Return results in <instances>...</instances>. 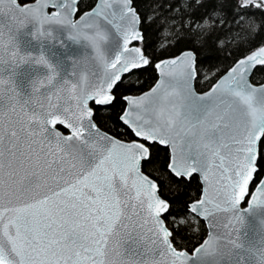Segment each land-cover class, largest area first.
<instances>
[{"label":"snow or ice","instance_id":"obj_1","mask_svg":"<svg viewBox=\"0 0 264 264\" xmlns=\"http://www.w3.org/2000/svg\"><path fill=\"white\" fill-rule=\"evenodd\" d=\"M81 2L8 0L40 26L23 33L36 51L17 35L19 62L0 60V264H140L133 232L153 264H264V227L248 221L264 214V83L250 82L264 70V0H145L143 13L137 0ZM42 21L80 30L91 80L76 79L77 57L64 69L45 52L58 36ZM241 49L223 75L205 70L203 53ZM149 69L150 91L122 94Z\"/></svg>","mask_w":264,"mask_h":264},{"label":"water","instance_id":"obj_2","mask_svg":"<svg viewBox=\"0 0 264 264\" xmlns=\"http://www.w3.org/2000/svg\"><path fill=\"white\" fill-rule=\"evenodd\" d=\"M98 2L99 0H95L94 4ZM21 5H24V4H21ZM8 9H9L8 0H4V4H3L4 16L0 18V60H3L7 62L8 64H11L13 62H19V56L22 54V52L18 53L17 56L15 57L11 55V51L13 50L11 48V44H12L11 38L19 35L20 45L22 49L31 48L32 51H36V46H33V44L30 43L31 38L23 35V33L29 30L35 32L36 29L40 26V24L30 21L22 13L15 12V11L10 13ZM48 11L49 13H51L52 9H49ZM85 11H82L81 13ZM73 19L74 20L78 19V15L74 17ZM42 23H43V27L45 28V30L51 29L53 31V35L58 36V39L43 41V47H44L45 52L49 54V56L53 59V61H55V59L58 60L60 62L61 67L64 69H67L69 65L73 63L72 60H69L70 57H77L76 69H75L76 79L78 80L80 76H87L89 80H91L92 79L91 71L95 67V65L89 62L88 60L79 59V55L82 51L81 45L73 41L70 38L73 36L79 38L81 34L80 30L70 29V28L65 27L63 24H56L54 22L49 23L47 21H42ZM134 46H138L137 42H133L129 45V47H134ZM51 54L53 56H51ZM156 74H157V79L155 83L153 84V86H155V84L157 83L159 79L158 71H156ZM223 74L224 73H222L221 75ZM218 79L219 77L216 79L214 84L217 82ZM253 85L259 86V84H253ZM151 88H149L148 90L138 95H132V96L134 97L139 96L145 92L150 91ZM210 88L204 92L209 91ZM4 90H5L4 104H5V107L8 113L10 115L13 114L11 112V108L13 105H15L16 114H18L19 104L23 103V101L9 99V94L7 93V85H5ZM204 92H200V93H204ZM126 106L127 105L125 104L124 107ZM59 127L61 131L65 132V134H69L66 130L63 129V126H59ZM256 188H257V182L255 184L254 182L250 183L249 193L248 195H246L244 203L240 205L241 209H245L248 207V201L251 199V195L253 193H255L259 197V193L256 192ZM209 194L210 195L213 194L211 188L209 189ZM261 215H264V214H255L254 217H248L249 226L251 227L253 231L259 232L260 229L264 227V220L260 219ZM231 218L232 217L230 213H220L216 217V219L220 220L222 223H227L228 220ZM233 224L236 227H239V225L235 224L234 219H233ZM206 233H207V228H206ZM132 238L137 241V244L134 246L135 255L133 256V259L139 261L140 264H153L154 261H158L162 259V257L159 255V252L153 248V246L150 243V240L147 237L141 239L140 236L136 232H133ZM126 243H131V240H126ZM189 254L191 255V251L189 252Z\"/></svg>","mask_w":264,"mask_h":264},{"label":"trees","instance_id":"obj_3","mask_svg":"<svg viewBox=\"0 0 264 264\" xmlns=\"http://www.w3.org/2000/svg\"><path fill=\"white\" fill-rule=\"evenodd\" d=\"M27 2V0H18L19 4H25ZM95 0H87V4L88 6H92L94 5ZM137 8L138 10L143 13L144 11H146V6H145V0H137ZM88 10V8L85 7V4L82 0L81 5H80V12ZM259 44V40L256 41V43L252 46V47H256V45ZM251 49H241L239 52H235V53H228V52H224V53H217L215 50H213L211 53H203V56H206L207 58L204 59V68L205 70H208L210 67H218L220 69H222L223 71L220 72V75L222 73H224V71H226L231 65L234 59L239 58L242 55L247 54ZM169 56L168 52H164L162 56H160L159 58H164ZM219 76L213 77L207 81L201 80V81H197L196 82V89L198 92H204L207 89H209L213 83L216 81V79ZM157 79V74L156 71H153L152 69H149V71L147 73H144L141 76V81L142 83L139 84V86H135L133 85L131 91H126L121 89L122 94L123 95H138L146 90H148L149 88H151L153 86V84L155 83ZM251 82L253 84H260V83H264V70L259 69V66L257 68V70L254 71L253 75L251 76ZM127 83V82H126ZM125 106V105H124ZM112 125L109 123L107 128L105 130L111 129ZM122 129H116V132H122ZM113 135H115L116 133L113 132L111 133ZM119 139H125V137L123 135L118 137ZM256 182H254L255 184ZM206 236V227H205V235L204 238ZM196 243V240L194 239L192 244H189V249L192 248L193 244Z\"/></svg>","mask_w":264,"mask_h":264}]
</instances>
